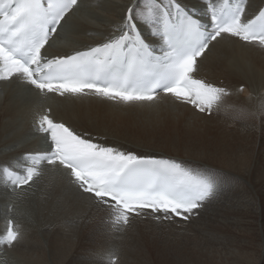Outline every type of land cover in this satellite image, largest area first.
Instances as JSON below:
<instances>
[{
	"label": "bare ground",
	"instance_id": "obj_1",
	"mask_svg": "<svg viewBox=\"0 0 264 264\" xmlns=\"http://www.w3.org/2000/svg\"><path fill=\"white\" fill-rule=\"evenodd\" d=\"M130 2L81 0L80 10L56 35L49 52L63 55L104 42ZM182 2L203 14L201 0ZM263 4L249 0V16ZM140 28L154 41L148 26ZM210 47L201 73L230 90L211 116L171 97L126 106L95 97H42L25 85L0 82V162L45 147L35 122L50 109L84 133L106 136L107 143L130 150L177 157L218 177L224 186L187 222L138 216L117 226L107 209L80 197L58 169L42 165L41 176L27 191L13 192L0 178V212L6 215L0 216V235L8 219L30 217L15 222L19 242L0 246V264H86L105 249L129 258L124 264H264V48L234 39ZM35 191L37 206L24 210ZM79 231L91 244H79ZM101 257L96 264H109L110 256Z\"/></svg>",
	"mask_w": 264,
	"mask_h": 264
},
{
	"label": "snow or ice",
	"instance_id": "obj_2",
	"mask_svg": "<svg viewBox=\"0 0 264 264\" xmlns=\"http://www.w3.org/2000/svg\"><path fill=\"white\" fill-rule=\"evenodd\" d=\"M201 3L207 22L182 0H131L104 42L52 55L53 36L69 26L80 0H0V82L25 85L42 97H95L126 106L171 97L211 116L228 91L198 78L206 53L225 39L264 48V9L249 16L248 0ZM141 25L151 29L153 42L143 37ZM35 131L45 144L40 152L0 162L6 186L27 191L43 172L38 166H50L66 175L80 197L107 209L117 226L138 216L187 222L224 188L218 177L175 159L85 134L59 122L50 109L38 116ZM19 238L8 219L0 245L14 246ZM109 264H116L114 256Z\"/></svg>",
	"mask_w": 264,
	"mask_h": 264
},
{
	"label": "rangeland",
	"instance_id": "obj_3",
	"mask_svg": "<svg viewBox=\"0 0 264 264\" xmlns=\"http://www.w3.org/2000/svg\"><path fill=\"white\" fill-rule=\"evenodd\" d=\"M241 89L243 90V87H241ZM240 89V90H241ZM133 150H137V149H133ZM36 189H37V187H36ZM39 198H38V196L36 195V191L35 192H33V194L32 195H30V199H29V202L26 204V206H25V208H24V210H26L28 207H29V210H33V208L35 209V207L37 206V203H36V201L38 200ZM32 200V201H31ZM35 200V202H33ZM41 200V199H40ZM33 202V203H32ZM35 203V204H34ZM32 204V205H31ZM32 207H31V206ZM36 205V206H35ZM34 206V207H33ZM24 210L21 212L22 214L21 215H23L24 213ZM1 214H0V216L1 217H3V218H5V213H2V212H0ZM25 216H27L28 217V220L30 219V217L28 216V215H23V216H19V215H17V216H15V222H18V220L20 219V218H24ZM3 218H2V220H3ZM48 231H49V229H48ZM51 231H53V229H52V227H51ZM47 231H45L44 233H46ZM50 234H52V232H50ZM82 235V236H81ZM78 238H81L79 241H81V242H79V244H81V245H84V243H85V245L84 246H87V245H89V244H91V242H89V240H88V237L86 238V236H84L80 231H79V233H78ZM85 238V239H84ZM86 242H87V244H86ZM109 249H105V252L104 253H102V254H99L98 256H100L99 258L98 257H94V259H92L91 261H89L88 263L89 264H96V263H98L99 261H101L102 260V258L103 257H101V256H110V258H112L113 256H114V258H117L116 259V262H119L120 264H124V263H127L128 261H129V258H123L122 257V254H117L115 251H112V252H110L111 250H109ZM108 251V252H107ZM76 253V252H75ZM107 253V254H106ZM77 255V257H79L78 256V254H76ZM119 255V256H118ZM121 255V256H120ZM78 259H81L80 257L78 258ZM125 260V261H124ZM127 260V261H126ZM86 262V261H85ZM87 262H86V264H88ZM2 264H5V263H2Z\"/></svg>",
	"mask_w": 264,
	"mask_h": 264
}]
</instances>
